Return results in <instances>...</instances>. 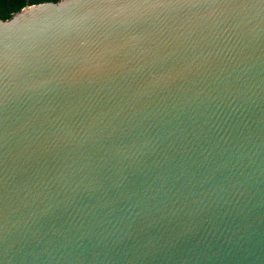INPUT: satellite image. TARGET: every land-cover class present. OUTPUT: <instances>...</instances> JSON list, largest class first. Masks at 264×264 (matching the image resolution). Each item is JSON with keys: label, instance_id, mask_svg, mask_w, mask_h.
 <instances>
[{"label": "water", "instance_id": "water-1", "mask_svg": "<svg viewBox=\"0 0 264 264\" xmlns=\"http://www.w3.org/2000/svg\"><path fill=\"white\" fill-rule=\"evenodd\" d=\"M0 264H264V0L0 21Z\"/></svg>", "mask_w": 264, "mask_h": 264}, {"label": "snow or ice", "instance_id": "snow-or-ice-1", "mask_svg": "<svg viewBox=\"0 0 264 264\" xmlns=\"http://www.w3.org/2000/svg\"><path fill=\"white\" fill-rule=\"evenodd\" d=\"M46 2V0H0V21L5 19L4 15V8L6 3L10 4H20L21 10H23L24 7L31 8L34 5H38L41 3ZM67 3H77L80 2V0H66Z\"/></svg>", "mask_w": 264, "mask_h": 264}, {"label": "trees", "instance_id": "trees-1", "mask_svg": "<svg viewBox=\"0 0 264 264\" xmlns=\"http://www.w3.org/2000/svg\"><path fill=\"white\" fill-rule=\"evenodd\" d=\"M56 1L58 0H46V2H56ZM20 9H21V5L18 3L17 4L6 3L4 8L5 19L9 18L14 12Z\"/></svg>", "mask_w": 264, "mask_h": 264}]
</instances>
